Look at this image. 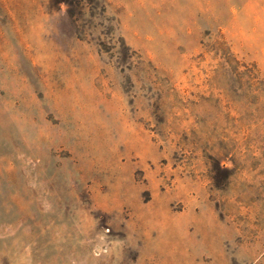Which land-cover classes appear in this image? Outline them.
Here are the masks:
<instances>
[{
    "label": "rangeland",
    "instance_id": "374dc122",
    "mask_svg": "<svg viewBox=\"0 0 264 264\" xmlns=\"http://www.w3.org/2000/svg\"><path fill=\"white\" fill-rule=\"evenodd\" d=\"M0 264H264V0H0Z\"/></svg>",
    "mask_w": 264,
    "mask_h": 264
}]
</instances>
